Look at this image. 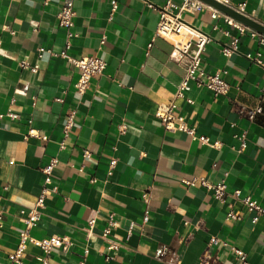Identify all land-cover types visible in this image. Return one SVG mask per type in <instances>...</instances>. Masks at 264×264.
Segmentation results:
<instances>
[{"label": "crops", "instance_id": "1", "mask_svg": "<svg viewBox=\"0 0 264 264\" xmlns=\"http://www.w3.org/2000/svg\"><path fill=\"white\" fill-rule=\"evenodd\" d=\"M64 1L0 0V264L17 246L52 157L59 159L56 192L47 196L31 234L67 236L71 245L54 249L47 264H243L233 247L246 253L245 264H264V215L254 221L255 212L231 194L221 202L203 185L186 183L225 180L229 193L240 190L264 205V116L251 121L237 111L260 102L264 68L248 54L264 47L245 34L239 51L226 56V32L238 30L207 8L183 13L185 22L212 36L202 55L205 71H226L230 84L218 95L192 85L186 98L176 99L177 114L206 143L167 130L155 115L159 103L175 99L185 74L171 57V42L156 36L167 0H73L69 53L107 62L84 94L75 88L78 68L48 51L38 54L40 47L65 48L67 32L58 19ZM229 1L246 4L247 14L264 23V0ZM22 60L38 72L23 68ZM73 109L75 123L62 148ZM231 208L240 219L227 218ZM110 214L117 226L105 236ZM212 237L219 243L211 245ZM111 239L118 249L109 248ZM42 255L30 245L23 264H45Z\"/></svg>", "mask_w": 264, "mask_h": 264}, {"label": "built area", "instance_id": "2", "mask_svg": "<svg viewBox=\"0 0 264 264\" xmlns=\"http://www.w3.org/2000/svg\"><path fill=\"white\" fill-rule=\"evenodd\" d=\"M227 5L233 6L235 9L244 13L246 15V4L242 3L238 6H234L230 3L229 0H219ZM49 0H45L47 4ZM150 6H152L150 4ZM209 9L212 12L213 17L224 18L225 22L239 32L238 35H230L227 31L226 34L231 37L230 41L222 47V52L226 56H231L234 53L239 51V43L242 35L249 34L253 39H257L259 44L264 47V34L259 33L258 31L242 24L241 22L233 19L232 17L225 15L213 8L210 5L205 4L200 0H181L179 4L175 0H167L165 5L160 10V21L156 31V36L165 38L171 42L173 50L171 52V57L181 62L185 67V74L179 83L177 90L175 92V99L169 102H161L158 104V107L155 111V115L160 119L163 126L167 130H182L190 134L193 138H199L203 142L209 143V139L206 136H196L195 128L190 126L185 118L177 114V104L176 99L186 98V93L192 89V85L197 87H207L212 90L216 95L226 94L229 90L230 84L224 78V70H218L215 73H207L203 67V52L206 50V46L212 41V36L206 32H203L193 25L185 22L183 20V13L185 12H196L203 9ZM76 15L74 9L73 0H65L58 12L59 24L65 28L67 32V40L65 48L56 53L50 49L40 47L38 49L39 56H42V53L48 51L53 56H61L65 58L68 62L74 65L79 70V76L77 82L75 83V88L78 93L84 94L91 80L103 73L107 66V62L97 56V55H84V56H74L69 53L70 48L72 47V38L75 36L73 32L74 27V17ZM249 16V15H248ZM219 28L218 25L214 26ZM106 36H103L101 42L104 43ZM248 57L257 63L258 65L264 68V50L257 52L255 55L248 54ZM23 68H29L32 72H38L39 66H31L26 60L20 62ZM260 102L253 107L240 105L237 108V111L240 116L246 117L247 119L254 121L258 115L263 114V102H264V86L261 88ZM189 102H193L192 98H187ZM75 114L76 111L70 110L67 114V119L64 125V139L61 142V147H65L66 140L73 128L75 123ZM9 115L12 118L17 117V114L9 112ZM3 117V114L0 113V118ZM33 135V134H31ZM44 139H47V136H41ZM242 148L246 146L245 136L240 137ZM91 152L89 150L84 151V156L89 157ZM59 159L57 157L50 158L49 162L42 168L44 172V183L41 194H39L32 207L29 208L27 215L24 217L23 222L25 227L19 232V238L17 246L15 249L9 253L7 264H23V259L27 252V249L30 245L39 247L43 251V255L39 257V260L43 263H49V260L56 248L67 249L71 245L67 236H61L53 234L51 236H46L42 238L35 237L31 234V229L37 226L42 209L45 207L46 198L48 195L56 192V187L52 186L55 171L58 165ZM116 164V159L112 160L111 165ZM186 183L195 185L197 183L203 185L208 190H211L216 199L221 202H224L229 194L233 198L239 199L247 207L249 211H254L255 216L253 220L256 221L261 215H264V205L260 204L256 199L251 196L242 197L240 190H234L232 193H229L228 185L225 180H222L217 183L208 181L206 178L194 177L191 180H187ZM2 213L0 211V217ZM227 218L229 219H240V214L234 212L231 208L227 213ZM145 221L148 220V215H145ZM94 220L91 222V226L87 229V232H91ZM109 225L104 230V235L107 236L111 232V229L117 226V221L114 214L109 216ZM219 243V240L216 237H212L210 244ZM120 243L115 240H110V249H118ZM235 254L239 259L245 264L246 253L239 249L233 247ZM204 263V260H203ZM202 263V264H203ZM80 264H84L82 261Z\"/></svg>", "mask_w": 264, "mask_h": 264}, {"label": "water", "instance_id": "3", "mask_svg": "<svg viewBox=\"0 0 264 264\" xmlns=\"http://www.w3.org/2000/svg\"><path fill=\"white\" fill-rule=\"evenodd\" d=\"M207 5L212 6L221 13L232 17L233 19L241 22L242 24L258 31L259 33L264 34V23L259 22L258 20L251 18L250 16L241 13L233 6L227 5L219 0H200Z\"/></svg>", "mask_w": 264, "mask_h": 264}, {"label": "trees", "instance_id": "4", "mask_svg": "<svg viewBox=\"0 0 264 264\" xmlns=\"http://www.w3.org/2000/svg\"><path fill=\"white\" fill-rule=\"evenodd\" d=\"M263 116H264V102H263Z\"/></svg>", "mask_w": 264, "mask_h": 264}]
</instances>
